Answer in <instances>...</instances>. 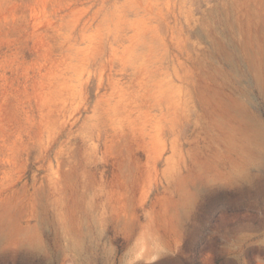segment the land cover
Returning <instances> with one entry per match:
<instances>
[{
  "label": "rangeland",
  "instance_id": "obj_1",
  "mask_svg": "<svg viewBox=\"0 0 264 264\" xmlns=\"http://www.w3.org/2000/svg\"><path fill=\"white\" fill-rule=\"evenodd\" d=\"M253 67L264 0H0V264H264Z\"/></svg>",
  "mask_w": 264,
  "mask_h": 264
},
{
  "label": "bare ground",
  "instance_id": "obj_2",
  "mask_svg": "<svg viewBox=\"0 0 264 264\" xmlns=\"http://www.w3.org/2000/svg\"><path fill=\"white\" fill-rule=\"evenodd\" d=\"M253 72H254V76L257 80V83L260 86V89L264 90V82L262 80V77L260 76V73L258 72V69L253 67ZM240 104H242V103H240ZM234 108H235V111L237 110L238 112H241V109H240L241 106L239 104L234 106ZM263 131H264V129H263ZM261 133H262V131H261ZM261 135L262 134L255 132L252 127L249 128V136H248V139L250 140L249 142H256L257 144L260 143L261 145H263L262 141L260 142Z\"/></svg>",
  "mask_w": 264,
  "mask_h": 264
}]
</instances>
